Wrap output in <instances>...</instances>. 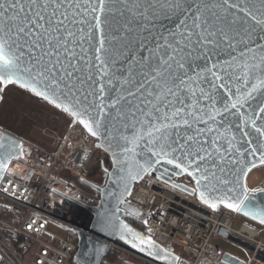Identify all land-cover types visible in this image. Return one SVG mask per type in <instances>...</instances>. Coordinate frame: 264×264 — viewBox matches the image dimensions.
<instances>
[{"label":"snow or ice","instance_id":"obj_1","mask_svg":"<svg viewBox=\"0 0 264 264\" xmlns=\"http://www.w3.org/2000/svg\"><path fill=\"white\" fill-rule=\"evenodd\" d=\"M12 91L111 156L115 187L92 186L103 197L99 230L147 256L180 264L117 213L131 183L161 167L189 177L213 211L264 225V188L246 183L264 165V0H0V100ZM9 145L0 179L26 155L0 136ZM103 253L96 243L90 256L101 264Z\"/></svg>","mask_w":264,"mask_h":264},{"label":"built area","instance_id":"obj_2","mask_svg":"<svg viewBox=\"0 0 264 264\" xmlns=\"http://www.w3.org/2000/svg\"><path fill=\"white\" fill-rule=\"evenodd\" d=\"M0 136L18 140L26 152L0 179V264H76L79 233L90 217L85 207L100 202L97 191L84 181L104 186L110 156L79 126L63 133L44 129L40 142L4 125ZM162 174L145 176L133 186L120 205L125 221L144 226L146 235L150 230L156 243L178 256L180 264H231L225 261L227 255L241 264H264V226L243 223L236 228L239 213L210 209L192 193L194 182L185 174ZM33 221V229L43 227L30 230ZM108 244L101 264H122L129 258L140 264H167L121 242ZM108 255L119 260L111 261Z\"/></svg>","mask_w":264,"mask_h":264},{"label":"rangeland","instance_id":"obj_3","mask_svg":"<svg viewBox=\"0 0 264 264\" xmlns=\"http://www.w3.org/2000/svg\"><path fill=\"white\" fill-rule=\"evenodd\" d=\"M0 125L6 126L21 137L40 142L44 129L54 130L58 133L65 132L70 125L67 118L58 114L56 110L45 106L35 98H29L19 91L7 92L0 103ZM99 178L94 182L99 183ZM249 189L264 188V165L252 170L247 178ZM243 223L259 227L258 224L240 217L235 225L239 228ZM264 237V231L261 234ZM122 264H140L134 258H129Z\"/></svg>","mask_w":264,"mask_h":264},{"label":"water","instance_id":"obj_4","mask_svg":"<svg viewBox=\"0 0 264 264\" xmlns=\"http://www.w3.org/2000/svg\"><path fill=\"white\" fill-rule=\"evenodd\" d=\"M1 101L2 100H0V103H1ZM6 139L14 140V141L19 142L18 140L14 139V138H11V137H7ZM10 150H11V146L10 145L6 149L5 148H0V157L5 155L6 151H10ZM110 159H111V156H110ZM111 163H112V161H111ZM259 166H263V165H258L257 167H259ZM168 167H169V170L175 172L178 176H183L184 175V174L179 173L178 170H172L170 166H168ZM162 173H164V168L163 167L159 168L158 171L154 172L153 174L162 175ZM249 174H248V176H249ZM248 176H247V178H248ZM104 177L106 179V183L104 184V186H100V187L101 188H105V189L114 188L115 187L114 185H111V184L107 183V179L108 178L106 176H104ZM247 178H246V183H247ZM142 180H138V181L132 182L131 185H130V190L132 191L133 186L136 183L141 182ZM84 183L95 190V188L92 187V186L96 185V184H94V183H92L90 181H87V180H85ZM98 195L100 196V202H99V205L97 207H85L88 210V212L90 214V217H89L88 224L84 226V231L79 233V248H78V252H77V254L75 256V263L76 264H81V262L83 260H90L91 264H96L95 258L90 256L91 249H92L93 245L96 244V243L103 245V247H104V253H103L104 257H106V255L108 254L109 249H110V246H109L108 243L121 242V243L125 244L124 241L120 239L118 233L113 234V233L108 232V231L102 232V231L99 230V227H98V224H97V214H98V212H100V205H101V202L103 200V197L99 193H98ZM127 197L128 196H125V200H126ZM107 205H108V207H110L112 209H115L117 207L116 201L112 200V199H109L107 201ZM120 205H119V211L117 213V215L119 217V220L123 221L124 223L129 224L130 227H132L135 231H137L136 228L134 227V225H132V224H130L127 221L124 220L125 213L120 208ZM219 208H223V206L221 205ZM239 215L244 217V218H246V219H248V220H250V221H252V222H254V223H256V224H258V225H261L258 221L253 220L251 217H246V216H244L242 214H239ZM261 226H264V225H261ZM139 233H141L143 235H146L145 233H142V232H139ZM125 245H127L131 249L135 250L136 252H139L140 254H143V255L147 256L145 253H142V252L138 251L137 249L132 248L129 244H125ZM148 257H150V256H148ZM150 258H152L154 260H157V261H160V262L167 263L166 261H163V260H160V259H156L154 257H150ZM225 261H227V262H229L231 264H241L240 261L235 260V259H233L232 257H230L228 255L225 257Z\"/></svg>","mask_w":264,"mask_h":264},{"label":"trees","instance_id":"obj_5","mask_svg":"<svg viewBox=\"0 0 264 264\" xmlns=\"http://www.w3.org/2000/svg\"><path fill=\"white\" fill-rule=\"evenodd\" d=\"M134 227L136 228V230L138 232H142V233H145L146 231V228L140 224H134ZM108 259H110L111 261H118L119 258L118 257H114V256H111V255H108L107 256Z\"/></svg>","mask_w":264,"mask_h":264}]
</instances>
